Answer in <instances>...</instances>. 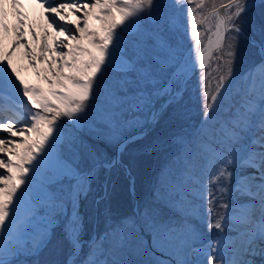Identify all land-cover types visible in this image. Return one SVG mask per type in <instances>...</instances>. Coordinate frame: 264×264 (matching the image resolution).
<instances>
[{
	"label": "snow or ice",
	"instance_id": "snow-or-ice-1",
	"mask_svg": "<svg viewBox=\"0 0 264 264\" xmlns=\"http://www.w3.org/2000/svg\"><path fill=\"white\" fill-rule=\"evenodd\" d=\"M5 3L15 15L11 29ZM33 3L47 27L37 37L27 23L29 45L23 0H0V31L13 37L10 46L0 48V264H23L18 256L24 251L48 247L65 257L51 264H165L125 257L163 254L177 236L187 248L201 241L203 233L185 215L165 218L157 198H150L130 217H108L103 233L90 236L85 251L79 213L81 194L98 167L118 164V154L144 135V125L160 112L184 108L189 72L197 69L199 127L194 140L185 144L180 138L185 150L169 161L165 183L179 203L190 196L189 203L208 205L200 222L216 235L195 249L203 259L176 264H264V0L259 5L254 0ZM256 7L261 8L258 20L252 16ZM242 41L258 50L259 59L238 74L237 65L246 59ZM18 45L47 89L21 77L12 63ZM38 63L47 67L37 68ZM160 99L164 103L154 110ZM91 110L98 119L90 135L63 139L62 118L75 127ZM225 110L228 119H222ZM100 142L115 146L117 155L109 158ZM37 176L43 177L48 213L25 234L14 225L30 210L25 206ZM58 215L64 217L59 236L51 228ZM34 218L35 212L26 222ZM229 233L233 241L242 237L238 247L225 243Z\"/></svg>",
	"mask_w": 264,
	"mask_h": 264
},
{
	"label": "rangeland",
	"instance_id": "rangeland-1",
	"mask_svg": "<svg viewBox=\"0 0 264 264\" xmlns=\"http://www.w3.org/2000/svg\"><path fill=\"white\" fill-rule=\"evenodd\" d=\"M260 2L261 0H254V3L257 5H259ZM26 3L24 6L27 9L35 6L33 5V1H26ZM260 12L261 8L256 7L252 12V16L258 20ZM40 24L41 29L47 27L44 21ZM49 32H51V30H49ZM122 39H127V35L122 36ZM36 43L37 45L39 44V39H37ZM187 46L191 47V43L189 42ZM241 48L246 59L242 64L237 65L238 74L243 70V65L250 64L259 59L258 50L251 49L247 41L241 42ZM14 65L20 72L21 77L26 78V82L37 84L44 89L48 88V85L37 76L36 72L33 71L32 67L27 64V62H23L20 65ZM46 67V64H37V68ZM199 76V69L195 72L191 71L189 73L191 83L188 89V97L184 108L179 113L175 112L172 107L162 111L157 120L151 124L144 135L125 146L124 151L120 153V162L116 164L114 168L112 167L109 172L102 169V167L98 168L94 179L91 181L90 188L85 193L86 197L83 204L82 218L84 231L82 233V240L85 243V251H87V241L89 237L93 234L103 233L108 217L121 218L125 216L130 217L132 215L133 212H130L129 214L127 213V210L132 209H122V206L118 208L119 203L125 201L122 196L126 192L125 186H128L127 190L133 201V211L135 210V202H142L138 201V192H136L134 187V181L137 180V176L140 174V190L142 191L144 200L146 199L145 196L150 188L153 186L155 188V186H157L158 190V186L161 187L163 197L161 196L160 199L163 203H167L169 206L164 212H161V209H159L160 214H163L162 216L166 217H178L175 212H183V215H185L191 223L192 228L203 233V238L201 241L194 243L191 248H187L183 246L182 239L177 236L178 241L169 245L168 250L163 254L157 252L155 257L143 254H133L131 257L125 258L137 260L155 258L164 260L165 264H167L169 260L172 264H176V261L181 259L195 261L204 258L197 253L195 249L199 248L202 243H206L208 240L213 239L216 235L215 232L211 234L207 233L204 225L200 222V217L204 214V210L208 205L203 204L200 200H197L195 204H191L189 203L192 199L190 196L184 198V203H179V198L168 190L167 184L165 183L167 173L162 170L165 168L168 172L167 164H169V161H171L177 153L182 154L184 152L185 149L181 143V137L184 138L185 144L195 139L196 129L199 127V121L201 119L197 92ZM258 100L259 94L257 92L252 103L256 104L258 103ZM97 119L98 115L95 110L89 111L88 115L75 127L72 126L71 121H67V118H62V121L64 122L63 139H67L73 135L88 137L90 135V130L93 128V121ZM222 119H228L227 110H225ZM77 130L78 132H76ZM98 147L102 152L106 153L109 158L116 148L115 146L107 145L104 142H100ZM205 147L207 148L208 145H205ZM159 148H162V150ZM159 151L164 154L159 156L157 154ZM120 172L122 173V178H120ZM160 172L164 175H159ZM42 179V176H37L36 179L33 180L32 186L33 188L34 186H37V189L35 190L34 188V190L31 191L29 200L25 206L30 210L21 212L16 225H14V228L18 226L25 234H30L31 230L34 228L35 222L41 220L48 213V208L45 206L46 201L43 199V193L41 192ZM157 193H159V191ZM201 204H203V207H201ZM121 209L123 211H121ZM193 209H195V211ZM217 211H219L218 208ZM33 212H35L34 220L26 222V218L32 217ZM129 226L137 227L131 222ZM51 228L57 236L62 234L64 228L63 215L55 217L51 224ZM64 258V254L60 249L54 251L51 247L42 248L35 254H30L27 251H24L22 255L18 256V259L22 261L23 264H51L53 261L63 260ZM7 259L11 260L13 257L8 256Z\"/></svg>",
	"mask_w": 264,
	"mask_h": 264
},
{
	"label": "bare ground",
	"instance_id": "bare-ground-1",
	"mask_svg": "<svg viewBox=\"0 0 264 264\" xmlns=\"http://www.w3.org/2000/svg\"><path fill=\"white\" fill-rule=\"evenodd\" d=\"M26 1L28 2H32L29 0H23V4L26 3ZM27 4V3H26ZM33 5H35L33 3ZM4 11L6 13L5 16V22L9 25V29H11V26L13 23H15V15L11 9V7H9L7 5V3H5L3 5ZM24 11H26L28 13V21L26 22L25 25V32H24V39L28 42L29 45L32 44V37L28 34L27 32V23H32L34 30L37 33V37H39V34L43 31V29H41V22L44 21L43 16L41 15L42 9H40L37 5L33 6L32 8L27 9L24 6ZM74 17H70V19H72ZM94 25L98 26V22H93ZM13 37H12V33L11 31H9L8 33H3L2 31H0V48H6L8 46H10L11 41H12ZM50 40H48V43H51V38H48ZM23 46L22 45H18L14 50H13V54H12V63L13 64H17L20 65L23 62H27V59L23 56ZM15 66V65H14ZM25 66V65H23ZM24 80L26 79L25 77H22ZM164 102V101H163ZM158 108H160V103H158ZM35 190L37 189V186H34ZM33 186L31 188V191L34 190ZM85 196V194L81 195V199ZM232 234L229 233V238L225 239V243H230L233 245V247H238L240 245V243L242 242V237H237L235 238V240L233 241L231 239ZM257 261L259 262V257L257 256Z\"/></svg>",
	"mask_w": 264,
	"mask_h": 264
},
{
	"label": "trees",
	"instance_id": "trees-1",
	"mask_svg": "<svg viewBox=\"0 0 264 264\" xmlns=\"http://www.w3.org/2000/svg\"><path fill=\"white\" fill-rule=\"evenodd\" d=\"M160 150H162V148H159ZM157 154L159 155V156H162L163 154H162V152L160 153V151L159 152H157ZM162 154V155H161ZM167 166L169 167V164H167ZM165 173H167V169H162ZM159 173V172H158ZM120 175H121V177L120 178H122V173L120 172L119 173ZM159 175H164L162 172H160V174ZM123 176H124V174H123ZM139 178V179H138ZM139 180H140V174H138V176H137V180L136 181H134V183H135V189H136V192H138V201H144V198H143V195H142V191L140 190V182H139ZM125 189H126V192L122 195L123 197H124V200L125 201H123V202H121V203H119V205H118V208H120L121 206H122V209H128V208H130V209H132V210H127V213L129 214L130 212H134L133 211V201H132V199H131V197H130V193L128 192V186H125ZM159 191V193H157ZM163 195V192H161V187H159L158 186V190H157V186H155V188H154V186L152 187V188H150L149 190H148V192H147V194H146V199H150V198H157V203H158V208L159 209H161V212H164V211H166L167 209H168V204L167 203H163V201L160 199V197ZM163 197V196H162ZM145 199V200H146ZM132 206V207H131ZM121 209V211H123ZM173 209V208H172ZM175 214L176 215H178V217L180 216V215H182L183 214V212H175ZM161 215H163V214H161ZM163 217H165V218H168V217H171V218H178V217H174V216H168V217H166V216H163ZM178 238V237H177ZM176 241H178V239H176Z\"/></svg>",
	"mask_w": 264,
	"mask_h": 264
},
{
	"label": "water",
	"instance_id": "water-1",
	"mask_svg": "<svg viewBox=\"0 0 264 264\" xmlns=\"http://www.w3.org/2000/svg\"><path fill=\"white\" fill-rule=\"evenodd\" d=\"M190 72H191V71H190ZM190 72H189V73H190ZM163 101H164L163 99H160V100L156 101V103H155V109H154V110L159 111L160 108H158V103H160V105H161V104L164 103ZM160 113H161V112H160ZM151 123H153V122H149V123H147V124L144 125V127H143V129H142V131H143L144 133H145L146 130L150 127ZM116 155H117V150H116L114 156H116ZM114 156H113V157H114ZM118 156H119V154H118Z\"/></svg>",
	"mask_w": 264,
	"mask_h": 264
}]
</instances>
